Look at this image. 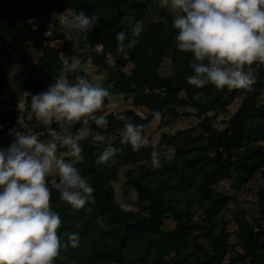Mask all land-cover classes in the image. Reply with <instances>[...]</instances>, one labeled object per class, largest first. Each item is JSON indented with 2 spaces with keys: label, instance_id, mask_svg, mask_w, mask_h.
I'll return each instance as SVG.
<instances>
[{
  "label": "trees",
  "instance_id": "16d2710c",
  "mask_svg": "<svg viewBox=\"0 0 264 264\" xmlns=\"http://www.w3.org/2000/svg\"><path fill=\"white\" fill-rule=\"evenodd\" d=\"M81 10L97 17L87 38L78 45L87 49L92 61L106 72L100 82L110 95L104 103L111 96H122L131 100V108L120 115L107 114L106 128H97L92 123L93 130L105 136L102 144L94 143L91 138L81 141L83 160L77 167L94 188V202L75 209L59 198L57 190L51 191L50 206L60 215L61 226L57 231L64 245L55 264H225L230 237L227 224L220 233L214 232L218 217L231 197L220 191L218 185L226 179L245 185L264 169V65H252L255 83L251 90L224 88L214 93L216 87L210 83L203 88L187 83L194 63L192 54L175 47L174 14L159 7L155 0H0V60L17 63L23 69L14 77L9 90L10 111L26 94L27 113L31 95L46 91L64 71L61 54L75 57L73 41L53 29L58 24L54 19L57 14ZM126 14L143 22V32L128 56H117L113 62L109 53L115 56V33L127 31L123 23ZM155 15L159 21L152 20ZM59 41L62 46L52 45ZM33 47L41 49L35 63H32ZM165 60L169 61L171 70L166 76L160 72ZM77 74L83 72L67 73L69 79ZM5 77L6 72L0 68V108ZM237 100L239 106L226 127L216 128L209 113L218 107L226 109ZM138 107L147 108L151 115L144 118L134 109ZM187 108L196 111L199 123L175 134L162 132L158 150L167 151L162 144L172 146L175 156L161 167L152 166V144L133 151L131 145L121 143L122 132L117 131L123 130L125 122L145 125L146 136L154 111L161 112V124L168 126L181 116H189L183 112ZM10 111H0V125H3L0 148H7L13 142L10 130L28 132L18 117L10 118ZM78 127L80 124L74 125L73 130ZM53 128L59 130L56 123ZM196 130L200 135L178 142V137ZM43 131V126H36L37 134ZM115 134L116 140L110 143L109 138ZM203 138L207 140L204 146L200 144ZM109 144L119 150L108 162L97 164V156ZM130 163L136 167L129 168L125 177L137 192L138 210H125L114 197L112 183ZM46 179L51 186L58 177L54 181L51 177ZM176 179L182 180L185 187L197 186L202 192L183 194L184 190L174 182ZM259 193L260 218L251 224L236 216L242 238L240 256L244 260L249 258L250 264H264V184ZM198 210L205 215L201 221L195 219ZM173 218L179 220L176 227L164 229L165 222ZM71 233L79 236L76 247L69 243ZM203 237L210 239V248L201 242Z\"/></svg>",
  "mask_w": 264,
  "mask_h": 264
},
{
  "label": "clouds",
  "instance_id": "9594fccd",
  "mask_svg": "<svg viewBox=\"0 0 264 264\" xmlns=\"http://www.w3.org/2000/svg\"><path fill=\"white\" fill-rule=\"evenodd\" d=\"M159 7L174 14L175 47L192 54V74L187 83L203 88L209 83L217 89H248L255 83L253 64L264 65V0H155ZM97 23L95 15L83 10L66 17L62 23L66 40L78 42ZM125 30L115 33L114 59L127 57L138 43L143 22L130 14L123 17ZM66 73H79L81 60L61 54ZM110 95L100 81H91L87 72L69 79L62 73L46 91L31 95L27 119L44 126L56 123L59 130L45 142L36 132L10 130L13 142L0 148V264H55L62 245L58 229L60 215L50 206L51 191L75 209L94 202V188L81 174L77 164L83 160L81 141L88 138L103 143L105 136L92 128H106V115H97ZM160 111L153 116L159 120ZM91 122V123H90ZM80 127L73 130V126ZM3 125H0L2 128ZM145 125L125 122L121 143L133 151L148 145ZM59 149H66L60 152ZM116 149L110 144L97 156L104 164ZM154 168L174 159V150L161 152L153 141L150 153ZM68 157L69 159H65ZM55 175L51 186L47 177ZM72 247L78 245L77 233L69 234Z\"/></svg>",
  "mask_w": 264,
  "mask_h": 264
},
{
  "label": "rangeland",
  "instance_id": "374dc122",
  "mask_svg": "<svg viewBox=\"0 0 264 264\" xmlns=\"http://www.w3.org/2000/svg\"><path fill=\"white\" fill-rule=\"evenodd\" d=\"M73 11H66L62 14H57L55 16L54 22H57V26L53 29H56L58 32L62 33V23L65 20L66 17H69L73 14ZM153 21H159L158 16H154ZM62 41L55 42L52 45L53 46H62ZM97 49L101 50V46L97 45ZM76 55L75 57L79 58L81 60L82 64V70L80 72H83L86 70L87 72V78L91 81H101L105 78L106 72L101 69V67L98 64H95L91 57L90 52L87 49L81 48L79 45L75 47ZM32 63H35L37 56L41 54V49L39 48H32ZM64 55V53H62ZM65 56V55H64ZM169 65V61L165 60L164 67L160 71L162 75L166 76L170 74V68L167 66ZM0 68L6 72L5 77V84L6 89L4 91V101L3 106L0 108V111L2 112H9L11 110L9 105V90L14 85V77L21 72L22 66L17 63L8 62L6 59L0 60ZM62 73L67 74L64 71ZM220 89H215L214 93L218 92ZM26 94L22 97L21 102L15 106L12 111H10V118L12 120H18V122L26 128L28 132H35V128L38 125L43 126L44 130L43 132H40L38 134V137L41 138V140H44L47 142L50 140L53 136V134L56 132L53 128L54 123L51 126H44L41 122L37 121L36 124H34L31 120L27 119L26 111L24 109L25 102H26ZM240 101H235L232 105H230L228 108L224 109L223 107H218V109L211 111L209 114L214 117L213 125L218 129H224L226 127V124L229 122L232 114L237 110L239 106ZM131 100H126L122 96H111L109 98V101L107 103H104L101 110L97 112V115H107L112 112H114L116 115H120L124 110L127 108H131ZM136 109V108H135ZM139 111V110H138ZM20 112V115L17 116V113ZM183 112H188L190 114L189 116H181L175 121L171 122L168 126L160 125L157 129H154L153 123L149 125V128L147 130L146 139L149 141V144H152L153 141L157 142V144L160 141V137L162 132H167L170 134H175L178 130H185L191 127H195L199 123V119L196 116V111L192 108L184 109ZM139 113H141L139 111ZM118 133H121V130L117 131ZM200 135V131L196 130L193 133L178 137V142L181 143L184 140L188 139L191 136H198ZM117 135H112L109 138V142L112 143L116 140ZM201 145H206L207 140L205 138L201 139L200 141ZM264 144V142H263ZM163 149L166 150H173L172 146H166L161 145ZM116 150H119L118 147H115ZM232 153H234V150L232 149ZM65 159H69L68 157H65ZM133 161V160H131ZM136 165L134 163H130L127 166H124L122 170L119 173L118 180L116 182H113V186L115 189V200L116 202L125 210H138L137 204L139 201L137 192L130 187L127 184L125 173L129 168H135ZM264 169L261 171H258L253 180H251L249 183L245 185H239L236 183H233L231 179H226L220 182L218 185V188L220 191L225 192L227 195L231 197V201L227 205L226 209L222 211V213L219 215L217 220V226L214 233H220L223 229V225H226V230L230 233V237L228 240V251L226 254V257L224 258V263L229 264L233 261H238L239 264H250V259L247 258L246 260L242 259L240 254H243V249L241 247L242 238L239 234L240 232V225L239 222L236 220V216L238 215L242 220H247L251 224H253L255 218H260V189L262 188L264 184ZM49 177L53 178L52 181L55 180V175H50ZM176 184H178L181 189H183L184 193L199 195L202 190L197 186H191V187H185L182 183L183 181L180 179L174 180ZM158 181L156 180V184ZM182 194V195H183ZM204 212L202 210H198L195 216V219L198 221H201L204 218ZM179 220L176 219H169L164 224V229L171 230L174 229L177 225ZM264 227V223H263ZM201 242L208 248H210V239L208 238H201ZM167 260H170L168 258Z\"/></svg>",
  "mask_w": 264,
  "mask_h": 264
},
{
  "label": "crops",
  "instance_id": "0c3cea01",
  "mask_svg": "<svg viewBox=\"0 0 264 264\" xmlns=\"http://www.w3.org/2000/svg\"><path fill=\"white\" fill-rule=\"evenodd\" d=\"M163 66H164V64H163ZM168 68H170V66L168 65L167 66ZM116 97V96H115ZM135 109V108H134ZM138 113H139V111L141 112V113H139L140 115H142L144 118H147V117H149L150 115H151V113L148 111V109L147 108H144V107H138V108H136L135 109ZM139 110V111H138ZM151 123H153V127H154V129H157L160 125H161V118L159 119V120H157V119H152L151 120V122H150V124Z\"/></svg>",
  "mask_w": 264,
  "mask_h": 264
},
{
  "label": "built area",
  "instance_id": "2783aa9c",
  "mask_svg": "<svg viewBox=\"0 0 264 264\" xmlns=\"http://www.w3.org/2000/svg\"><path fill=\"white\" fill-rule=\"evenodd\" d=\"M17 106V105H16ZM15 108V107H14ZM24 108H25V106H24Z\"/></svg>",
  "mask_w": 264,
  "mask_h": 264
}]
</instances>
